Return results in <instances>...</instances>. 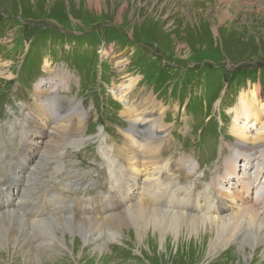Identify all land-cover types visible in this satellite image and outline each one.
Here are the masks:
<instances>
[{
    "label": "rangeland",
    "instance_id": "obj_1",
    "mask_svg": "<svg viewBox=\"0 0 264 264\" xmlns=\"http://www.w3.org/2000/svg\"><path fill=\"white\" fill-rule=\"evenodd\" d=\"M0 32V179L8 175L9 180L16 164L12 157L25 142L26 108L36 104V83L46 91L41 105L64 98L55 104L58 110L48 114L51 124L72 119L71 98H77L86 114L82 131L75 132L74 137L66 139L64 134L44 139L48 145L55 139L52 147L62 141L58 150L40 147L28 151L32 158L23 157L29 158L31 170L22 166L16 175L24 179L27 173L26 186L32 190L27 195L32 201L22 205L16 193L23 197L25 191L17 180L9 203L19 202L21 206L15 210L24 213L26 221L20 227L12 216H4L0 220V243H9V237L20 233L28 241L29 252L24 246L17 251L9 244L0 245V264H41L39 257L42 264H264V243L248 236L252 233L258 239L264 228L258 232V226L250 225L247 218L226 227L222 235L202 218L203 212L168 204L163 206L165 214L184 210L189 220L197 221V227L182 223L178 228L155 229L151 223L133 222L135 207L120 194L113 195L125 165V132L132 127L122 116L123 104L115 93L119 85L127 86L138 78L130 98L138 114L151 112L152 108L140 100L152 94L166 115V133L170 135L160 157L165 176L158 181L163 191L170 196L192 192V196L212 199L211 192L220 181L227 193L238 192V203L245 207L242 183L230 186L221 177L226 170L225 159L237 150L239 138L231 131L235 115L228 111L236 106L242 92L251 97L260 91L259 122L264 127V1L0 0ZM44 57L43 61L51 64L46 80L44 62L39 66ZM60 70L71 73L73 86L56 78ZM50 84L57 89L49 88ZM243 123L240 121L239 126L248 128L249 137L264 131L260 124L251 128L253 122ZM8 143L10 151H5ZM37 143L41 145V140ZM187 157H191L190 163L184 160ZM176 160H182L183 165L169 171ZM239 163L243 166L244 160ZM51 165L56 167L52 175ZM44 174L50 179L45 184L41 183ZM146 179L141 176L135 195L147 190L151 194L153 186H142ZM37 192L52 197L33 200V196H40ZM257 198L264 201L262 195ZM1 199L7 201L4 196ZM54 203L57 206H52ZM105 204L110 207L104 215H93V210ZM78 205L83 207L81 214L74 212ZM4 213L1 210L0 215ZM96 217L105 220L99 222ZM61 218H83L87 235L80 233L77 223L65 230L57 221Z\"/></svg>",
    "mask_w": 264,
    "mask_h": 264
},
{
    "label": "bare ground",
    "instance_id": "obj_2",
    "mask_svg": "<svg viewBox=\"0 0 264 264\" xmlns=\"http://www.w3.org/2000/svg\"><path fill=\"white\" fill-rule=\"evenodd\" d=\"M251 1L252 2L256 1L258 3V2H263L264 0H251ZM251 5H253V4H251ZM261 9H263V7H261ZM8 62H9L8 63V68H9L11 62L10 61H8ZM50 67H51V64H49L48 61H45L44 62V73H47V75L44 74V77H43L45 80H46V78H48V79L50 78L49 77ZM56 75H57L56 78L62 79L65 82V85H68L70 87L73 86V78H72L71 73L69 71L60 70V71L56 72ZM138 82H139V79L135 78L133 83H131L127 86H120L119 85V87L117 86L118 92L115 93L116 98L123 104L122 116L124 118H127V121H130L132 127L127 132H125L124 140H125V144H126V149L123 150L125 165L122 166L124 168H121L123 175H122V177L120 176V178H121L120 183H119L120 186L118 188H116V192L113 195L120 194L121 196L124 197V200H127L128 203H131L132 206L135 207V209L133 208V211H132V215H134V217L131 216V220L133 222H136V223H142V221L147 223V224L151 223L155 229H160V228L167 229V228H171V227L178 228L182 223H186L188 225H193V227L194 226L197 227V225L195 224L197 221L196 220H189V217L186 213H184V210L178 209V211L177 210L175 212L172 211V213L170 212L167 214H165L162 211L163 206L168 207V204L174 206V208H178V206H177L178 204H183L182 206L184 208H190L189 209L190 211H197V212H201V213L203 212L202 218L207 220L206 221L207 223L216 227L217 231H219V234L224 235V233H225L224 229L226 227H232L233 225L237 224L239 222L240 218H242V217L245 218V222H246V218H247L249 220L250 225H253V226L257 225L258 226V232H260L261 229L264 228V203H263L264 201L261 202L260 199L257 198V196H259V195L264 196V180H262V179H264V176H263L264 169H262V164L264 163V131H263V133H258L255 137H249L250 134L247 130L248 128H246V126L244 128H241L239 126V125H242V124H240V121H242V120L245 122V123H243L245 125L246 124L248 125L251 122H253L251 128L255 127V126L257 127L258 124L262 125L259 122V120H261V116H262V109L260 107L261 104L259 106L258 99H257L260 91L256 90V92H253L251 97L248 96V92L247 93L242 92L238 98V103L236 104V106L233 107V109H229V111H228L229 113H232V114L234 113V115H235V119H234V122L232 124L231 131H232V134L237 138V140H238V138H239V140H238V144H237V150H236L234 156H232L231 158L227 157L225 159L224 166H225L226 170H224L223 176L222 177L220 176V177H221V180H228L230 186L234 185L233 182H237V184L242 183L243 189L240 191L242 196L244 197V202H242V203L246 204L245 207H242V205H240L238 203V197H237L238 192L235 191L231 194L227 193V191H224L223 188L221 187L222 184L220 181L216 182L215 189L211 192V194L213 195L212 199L210 197H204L203 198V197H201L203 195H199V194H195L194 196H192V192H190L188 194L181 193L180 196H178V195L170 196L169 194L167 195L163 191L162 185L158 181L160 180V177L165 176V174H163V170L165 169V166H163L161 164L162 160L160 159V157L165 154L166 146H167V143L169 141L168 135H170V134L166 133L167 127L165 125V118H164L166 115H165V113L162 112L160 107H157L155 97L152 94L149 97L145 96L146 98H144L143 100H140V102L143 104V106H149L152 108L151 112L150 113L144 112L143 114H142V112H139V114H138V111L135 109V106H133L132 105L133 103H131V101H130L131 94L134 91V87L137 84H139ZM36 84H38V87H39V89L36 86L34 87L36 89V92L34 93V95L35 96L37 95V98L35 100L36 104L34 102V104L32 103L33 104L32 106H28L26 108L28 110L29 116L25 117V123L24 124H26V125L28 124V127L24 128V130H23L24 132L22 133L25 142L23 143V146L21 147L20 152H17L15 154L16 156L12 157L13 162H15L17 164V166L15 164V168H13L11 170L12 174H11V176H9L8 181L6 180L7 179L6 177L8 175L4 179H0V212H1V210L5 211L3 216L0 215V220L2 218H4V216H6V215L8 218L10 216H12L13 219H15L19 223L20 227H22V225L25 224L24 221H26V216L24 215V213L20 214L19 212H17L15 210L16 207L18 206L19 202H17L18 203L17 205L16 204L10 205L9 198L13 195L12 187H13V185H15L16 181L18 180V181H21L20 183L23 184L22 190H24L25 193L23 194V197H21L20 193L19 192L16 193V191H15L16 196L19 197V200L22 201V205H25V206L29 205V202L32 201V198L27 195L28 192L30 195L31 194L30 192L32 191V190H30L31 188L29 186H26L27 182L29 181L27 173L25 172L24 179H23V177L16 175L17 169L19 170L22 166H24L27 171L31 170L29 168V167H31L30 161L28 160L29 158L24 159L23 157L32 158V156H28V151H30L32 149L38 150L40 147H42L43 149H50L49 151H52L54 149L58 150L62 141L61 142L59 141L60 143L57 142L52 147V143H55V139H54V141L51 142V145H48V143L44 139L47 137H50V138L58 137L59 138L60 136H62L64 134H65L66 139H70L71 137H74L75 132L77 134H79L82 131V126H83L84 120L86 118V114L81 111V108H82V107L80 108L81 104L79 105V103L75 100L77 98H71L68 101L71 103V106H70L71 112H73V114H74L72 116V119L67 117L66 119H61V120L56 121V122L60 121V123L57 125L51 124L49 122V119L47 118V116H48V114H52L53 112L58 110L59 105H57L58 106L57 107L55 104H57L61 100H64V98L60 99L62 97H58L57 99L51 100V102L54 101L55 104L53 103V104L47 105L46 102L43 101L42 102L43 104L41 105L39 102L41 101V97L46 94V91L44 92V89L42 88L40 83H36ZM52 84H50L51 86L49 88H52V90L57 89L56 87H52L53 86ZM49 88H47V89H49ZM51 93H56V92L51 91ZM46 96H49V95H46ZM66 103H68V102H66ZM37 104H39V106H37ZM61 110H62V108H61ZM74 116H76V118L78 120L77 122H74ZM41 122H42V124H41ZM261 128H264L263 125L261 126ZM45 129H47V130H45ZM37 139L41 140V145H39L37 143ZM43 145H46V147H43ZM5 148H7V149H5V151H10L9 143L7 146H5ZM259 149H260V151H258ZM190 158L191 157H187V158H184V160L187 163H190L191 162ZM240 160H244L243 166H241V163H239ZM180 165H183L182 160L180 162H179V160L174 161L173 162V169L169 168V171H173V172L177 171V170H174V168H176L177 166H180ZM51 168H52V170H51V175H52V172H54L56 167H54V165H51ZM141 168H144V171H142ZM45 175L46 174L43 175L42 180H41V183L43 182L44 184L50 180L49 178L46 179ZM143 175L147 178L146 179L147 183L144 182L142 184V186L145 187V185H147V184L150 186H153V188H154V189L152 188L153 195H152V192L150 194L149 190L144 191L143 192L144 195L142 194L143 196L142 195L138 196V195L134 194V192H135L134 190H135L138 183L140 185L139 181L141 179V176H143ZM187 176H190V174H187ZM230 183H232V184H230ZM38 194H40V196L39 197L33 196V200L41 198V197H43V199L44 198L48 199V198L52 197L51 195L47 197L48 193H46V192H39ZM149 195H151V198L150 197L148 198ZM3 196L7 198L6 202H3V200L1 199ZM108 198L109 197L106 196L107 200H108ZM48 200H47V202H50ZM41 201H43L42 198H41ZM57 203H59V202L57 201ZM120 203H121V201H120ZM49 204H47L48 207H49ZM81 205H78L77 208L75 207L74 212L79 210L77 214H81L80 210H82V208H83V207H81ZM52 206L55 207L57 205H55V203H54ZM109 207L110 206L106 205V204L101 205V207L98 208L97 211L93 210V212H94L93 215H95V216L104 215L109 210L108 209ZM40 208H41V206H40ZM60 208H57V209H60ZM64 208H66V207L64 206ZM130 209H131V207H130ZM42 212L44 213V211H42ZM55 212H57V211H55ZM186 212H187V210H186ZM47 213H49V212L47 211ZM47 213H46V215H47ZM49 214H51V212ZM17 215H18V217H17ZM102 217H96L95 220H97L99 222L105 220V218L103 220H101ZM31 219L35 220L34 218H31ZM190 219H191V217H190ZM68 220L69 219L65 220V218L64 219L61 218V220L59 219L57 221H60L59 223H60L61 227L64 228L65 230L68 229V226H72V225L77 223L78 225L81 226V227L78 226V230H80V233L87 235V232L85 231V228H84V226L87 222H84L83 218L81 219V221H79V220L68 221ZM88 220H89V222H91L90 220H92V219H88ZM39 221H41V220H39ZM39 221L36 223H40ZM10 226H11V224H10ZM13 226H15V225H13ZM212 228L213 227H211V229ZM76 229L77 228H75L74 230H76ZM95 229L96 228H94V230ZM30 230H31V228H30ZM176 230H178V229H176ZM150 231H151V228H150ZM191 231H192V229H191ZM76 232H77V230H76ZM174 232H175V230H174ZM89 233L92 234L93 231L88 232V234ZM19 234H17L15 237L14 236L9 237V239H8L9 243L4 242L5 243L4 244L1 241L2 244L0 243V245L2 246V245L9 244V248L13 247L17 251H21L20 247L22 249V247L24 246L26 249V252L28 253L29 251L26 248L28 241H27L26 237L24 239H22L19 236ZM90 234H89V236H90ZM235 235H236V233H235ZM258 235H259L260 239L259 238L257 239V237H255L252 233H250L248 236H252L256 240H259V243H264V234H262V235L258 234ZM23 237H24V235H23ZM173 238H175V237H173ZM83 239H84V237H83ZM86 240L87 239H84V242H86ZM222 241H223V239H222ZM253 243H256V241H254ZM250 245H251V243H250ZM28 248H29V246H28ZM244 252L246 253V250ZM41 258L42 257H39L38 259L41 260V264H42ZM28 259L30 261L31 257H29ZM249 259L250 258H248V260Z\"/></svg>",
    "mask_w": 264,
    "mask_h": 264
}]
</instances>
